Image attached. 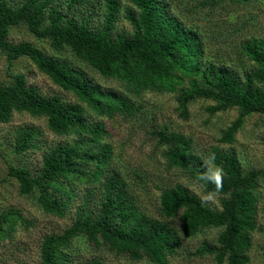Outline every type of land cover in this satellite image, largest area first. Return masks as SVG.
<instances>
[{"label": "trees", "instance_id": "1", "mask_svg": "<svg viewBox=\"0 0 264 264\" xmlns=\"http://www.w3.org/2000/svg\"><path fill=\"white\" fill-rule=\"evenodd\" d=\"M176 8L173 0H0V52L8 63L27 58L74 99L45 95L21 73L0 82V123L26 113L44 119L54 135L69 138L44 149L36 175L24 166L7 167L18 193L44 213L62 218L75 187L85 186L70 226L42 237L36 264H103L99 258L78 262L88 248H104L131 261L170 264L180 237L207 231H215L213 240H203L190 256L211 257L215 264L249 263L252 234L258 230L255 188L264 182V168H245L230 148L211 146L200 155L190 137L167 127L152 130L167 166L186 174L204 193L216 190L198 179L208 171L210 153L224 170L219 210L204 205L183 185L160 189L159 215L176 221L175 229L140 210L113 167L112 147L105 141L109 133L101 119L132 117L139 108L135 100L152 92L173 93L184 118L188 105L200 99L213 103L206 108L209 115L235 109L236 118L218 139L229 146L247 116L264 115V39L241 43L240 55L249 64L237 71L208 53L203 31L183 20ZM119 21L130 32L119 29ZM19 25L45 41L50 53L27 41L10 43L9 30ZM88 71L115 82L118 89L102 86ZM39 134L33 126L16 129L13 153L36 148ZM17 222L24 223L20 212H0V238H7Z\"/></svg>", "mask_w": 264, "mask_h": 264}, {"label": "rangeland", "instance_id": "2", "mask_svg": "<svg viewBox=\"0 0 264 264\" xmlns=\"http://www.w3.org/2000/svg\"><path fill=\"white\" fill-rule=\"evenodd\" d=\"M203 0H173L183 20L195 23L204 33L207 51L235 70L243 71L249 64L240 55V45L250 38L264 39V0H248L246 3H231L213 0L202 4ZM117 27L130 32L125 21ZM10 43L30 42L37 48L50 53L45 41L36 40L24 26H14L9 30ZM91 76L105 87L118 86L113 81H105L99 75ZM21 73L29 85L48 96L58 95L66 101H73L71 94L63 92L25 57L9 64L0 52V82L9 80L10 74ZM138 111L130 118L114 117L101 119L109 137L105 139L112 147L113 167L124 178L136 203L145 214L159 219V194L163 187L180 184L198 196L202 203L211 209L219 210L221 196L210 197L196 182L183 172L169 168L163 157L162 146L150 134L152 130L167 127L174 132L190 137L198 154L204 155L211 146L223 150L232 149L245 168H264V115L252 114L245 118L244 124L235 136L232 145L220 144L218 139L237 116L231 109L209 115L206 108L213 103L209 100H196L188 105L187 118L179 115L173 93H146L135 100ZM33 126L39 129L37 147L25 154L13 153V136L19 127ZM69 139L59 137L48 131L45 120L33 118L26 113H14L8 123H0V212L18 211L24 223L17 222L14 230L5 239L0 238V264H36L39 243L44 235L59 234L74 220L75 209L81 205L85 186L77 185L74 197L64 217L48 215L36 207L31 198L18 193L15 180L7 176L9 165L24 166L32 175L38 174L41 154L44 149L59 141ZM258 196L257 227L252 234L248 264H264V182L259 180L255 188ZM90 207H94L92 198ZM94 202V203H93ZM175 229L176 221L164 219ZM215 231L199 233L192 238L180 237L178 253L169 259L170 264H215L211 257H193L203 240H213ZM80 255L79 263L99 258L103 264H149L146 260L131 261L115 256L104 248Z\"/></svg>", "mask_w": 264, "mask_h": 264}, {"label": "clouds", "instance_id": "3", "mask_svg": "<svg viewBox=\"0 0 264 264\" xmlns=\"http://www.w3.org/2000/svg\"><path fill=\"white\" fill-rule=\"evenodd\" d=\"M215 159V154L210 153L207 160V163L209 165L208 171L198 177L199 180H202L205 183H212L215 185V192L208 193L210 197L219 195V192L222 189L224 177V170L222 167L215 164Z\"/></svg>", "mask_w": 264, "mask_h": 264}]
</instances>
